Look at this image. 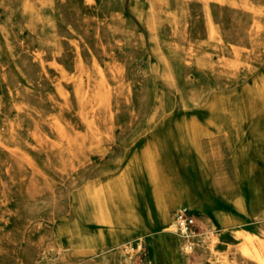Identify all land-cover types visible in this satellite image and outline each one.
Wrapping results in <instances>:
<instances>
[{"label":"rangeland","instance_id":"374dc122","mask_svg":"<svg viewBox=\"0 0 264 264\" xmlns=\"http://www.w3.org/2000/svg\"><path fill=\"white\" fill-rule=\"evenodd\" d=\"M0 264H264V0H0Z\"/></svg>","mask_w":264,"mask_h":264},{"label":"bare ground","instance_id":"6f19581e","mask_svg":"<svg viewBox=\"0 0 264 264\" xmlns=\"http://www.w3.org/2000/svg\"><path fill=\"white\" fill-rule=\"evenodd\" d=\"M197 194H198L197 191H196V194H195L194 191H192V190H190V189H188L186 187H181L179 189V191L177 192V195H178L177 198L180 201L175 203V204H174L175 201L173 203H166V204H164L161 207V218H162L163 222L165 224H168V222L170 221V223H171L172 219L169 216L170 209L171 208H175L176 206L182 204V200L181 199H183V200L185 199V200H187L190 203L193 200H195V197H196ZM168 229H170V228H166L167 231H168ZM182 243H183L182 237L179 234H177L176 232H174L172 234H168L167 236H164V237L162 236L160 238V240H159V244H165L171 249L177 248ZM254 244H255V241H254V239L252 237L251 238H249V237L247 238L246 237V242L244 243V248L247 249L248 245H254Z\"/></svg>","mask_w":264,"mask_h":264},{"label":"built area","instance_id":"2783aa9c","mask_svg":"<svg viewBox=\"0 0 264 264\" xmlns=\"http://www.w3.org/2000/svg\"><path fill=\"white\" fill-rule=\"evenodd\" d=\"M197 226L198 219L194 209L182 206L175 212L172 230L182 237L184 246L190 251L194 246Z\"/></svg>","mask_w":264,"mask_h":264}]
</instances>
